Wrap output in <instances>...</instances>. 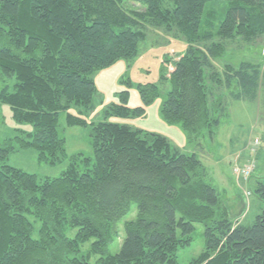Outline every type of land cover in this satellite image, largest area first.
<instances>
[{"label": "trees", "instance_id": "16d2710c", "mask_svg": "<svg viewBox=\"0 0 264 264\" xmlns=\"http://www.w3.org/2000/svg\"><path fill=\"white\" fill-rule=\"evenodd\" d=\"M211 1L0 0V103L16 122L32 126L0 141V264H178L196 223L204 249L189 264H264V173L252 174L259 166L254 155L249 189L262 208L246 225L232 217L195 152L105 120L143 113L126 105V90L101 120L88 123L69 112L90 110L96 92L90 74L133 58L153 28L187 44L164 60L160 77L170 88L160 112L181 126L188 143L216 133L230 100L254 101L261 93L264 105V55L216 64L232 43H264V0H228L222 13L205 11ZM139 91L145 104L158 95L155 84ZM62 114L65 125L90 126L91 156L77 153L59 177L43 180L4 163L22 148L36 149L41 162H59ZM132 206L135 216L122 223L119 249L111 253L116 223Z\"/></svg>", "mask_w": 264, "mask_h": 264}, {"label": "rangeland", "instance_id": "374dc122", "mask_svg": "<svg viewBox=\"0 0 264 264\" xmlns=\"http://www.w3.org/2000/svg\"><path fill=\"white\" fill-rule=\"evenodd\" d=\"M228 5V0L208 2L205 11L214 9L222 13ZM129 7L142 9L133 4ZM164 29V28H163ZM162 28L147 30L146 39L140 42L137 54L131 59H118L111 65L90 74L96 92L90 110L83 111L72 108L69 112L84 117L88 123L101 120L104 110L110 105L120 103L121 92L127 91L126 105L131 111L142 107L143 113H132L129 116L108 115L105 120L126 124L132 128L165 136L170 143L181 152H195L206 167L210 184L222 194V198L230 205L232 217L240 223L249 225L260 213L262 204L250 192L252 177L264 173V105L261 93L252 100H230L227 105V115L219 125L216 133L209 139H201L198 144L188 143L186 134L179 124H169L161 116V106L170 88L167 81H162L161 68L166 57L183 54L187 49L186 41L175 36L173 32ZM264 40V38H263ZM264 55V43L257 42L254 46L238 47L235 43L227 46L223 57L216 59L217 67L231 62L236 65L240 60L257 61ZM155 84L158 95L150 103L145 104L141 97L139 86ZM65 115V114H64ZM63 114L59 119V136L64 140L65 156L56 163L41 162L34 148H22L11 151L5 164L19 168L27 173L35 174L37 178H56L67 169L70 159L77 153L91 156L92 149L89 139L90 126L65 125ZM15 129L30 132L31 124L18 123L12 117L8 104L0 103V141L12 136ZM258 144L252 148L251 143ZM247 157L239 159L244 151ZM254 155L259 166L255 173L247 179H242L233 172L234 166L242 165ZM237 157V159H236ZM239 177V178H238ZM251 185H248V183ZM249 183V184H250ZM249 192V193H248ZM136 210L132 209L116 223L119 236L110 244L109 251L116 253L123 238L122 223L133 219ZM76 229L67 230L68 236H73ZM85 243L82 250L87 249ZM204 249L203 226L194 224L190 245L178 251V264H189Z\"/></svg>", "mask_w": 264, "mask_h": 264}, {"label": "built area", "instance_id": "2783aa9c", "mask_svg": "<svg viewBox=\"0 0 264 264\" xmlns=\"http://www.w3.org/2000/svg\"><path fill=\"white\" fill-rule=\"evenodd\" d=\"M258 142L257 140H254L251 143L252 148L257 146ZM255 161L251 159L245 161L242 165L240 166H234L233 168V172L234 174H236L237 176H239L242 179H247V177H249L251 175V173L253 172L254 168H255Z\"/></svg>", "mask_w": 264, "mask_h": 264}, {"label": "crops", "instance_id": "0c3cea01", "mask_svg": "<svg viewBox=\"0 0 264 264\" xmlns=\"http://www.w3.org/2000/svg\"><path fill=\"white\" fill-rule=\"evenodd\" d=\"M247 154H248L247 150L244 151V154H243V153L241 154V152H240V154L238 155V158H239V159H243L244 157H247ZM236 159H237V157H236ZM252 179H253V178H252ZM251 182H252V180H251ZM249 183H250V182H249Z\"/></svg>", "mask_w": 264, "mask_h": 264}]
</instances>
